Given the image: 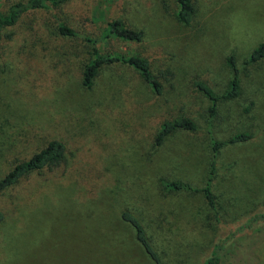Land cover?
<instances>
[{
	"label": "rangeland",
	"instance_id": "374dc122",
	"mask_svg": "<svg viewBox=\"0 0 264 264\" xmlns=\"http://www.w3.org/2000/svg\"><path fill=\"white\" fill-rule=\"evenodd\" d=\"M25 1L0 0V14ZM192 1L190 26L176 21L175 0H73L2 29L0 179L51 141L65 155L0 192V264H154L121 219L124 210L140 220L162 264H202L216 233L212 214L201 195L167 192L161 181L203 186L209 103L194 81L221 94L232 77L231 55L239 96L219 102L211 131L216 140L252 138L220 150L212 190L228 221L264 206V60L247 63L264 43V0ZM84 17L93 27L86 30ZM113 19L142 30L143 40L102 41ZM58 23L100 39L104 51L148 59L161 95L123 64L105 67L83 88L89 47L81 37L58 35ZM180 116L198 130L155 146L160 125ZM180 219L190 233L175 229ZM225 250L221 264H264V220L234 234Z\"/></svg>",
	"mask_w": 264,
	"mask_h": 264
},
{
	"label": "trees",
	"instance_id": "16d2710c",
	"mask_svg": "<svg viewBox=\"0 0 264 264\" xmlns=\"http://www.w3.org/2000/svg\"><path fill=\"white\" fill-rule=\"evenodd\" d=\"M73 0H26L17 2L10 6L6 15L0 14V33L2 29L16 26L25 16L38 13L50 7H63L70 4ZM176 10L175 19L183 26H190L195 14V5L192 0H175ZM27 14V15H26ZM83 24L93 27V21L84 17ZM87 30V28H86ZM58 35L64 38H80L89 47V55L82 69V87L91 89L100 72L107 66L114 64H123L133 69L145 84L155 95H161L162 86L152 75L151 66L148 59L137 54L122 53L118 50L104 51L99 47L102 41L110 42L119 41L125 43H139L144 38L142 30L131 28L125 25L121 19H113L107 24L106 34L100 40L75 31L65 23L57 24ZM1 40V34H0ZM264 60V43L260 44L250 55L248 64L257 63ZM247 64V65H248ZM227 66L232 72V77L228 82L227 88L221 94H215L208 85L201 81H194L195 88L200 91L208 100L209 106L206 110L207 134L210 141L211 160L208 167L207 176L202 187H195L182 181L162 180L163 189L170 193H189L201 194L206 205L212 214L216 229L212 245L202 264H221L222 259L227 256L225 243L233 237L248 229L249 227L264 220V206L259 205L256 210L249 212L242 219L234 221L225 220L218 212L215 195L212 190L213 178L216 174V159L222 148L228 145H239L246 143L252 138L250 133H238L226 140H216L213 137L211 127L213 119L218 112V104L222 101H228L238 98L239 70L236 66L235 58L231 55L227 58ZM197 124L187 116H180L173 120L163 122L156 132L154 138L155 146H160L165 139L179 131L196 132ZM65 147L61 142L51 141L39 152L31 156L28 160L21 161L12 166V168L0 179V192L21 182L22 179L29 175L39 172L45 168L56 166L64 159ZM1 217V216H0ZM121 219L128 223L134 230L136 242L142 247L145 254L154 264H162L158 251L154 248L149 240L143 225L130 211L124 210Z\"/></svg>",
	"mask_w": 264,
	"mask_h": 264
},
{
	"label": "crops",
	"instance_id": "0c3cea01",
	"mask_svg": "<svg viewBox=\"0 0 264 264\" xmlns=\"http://www.w3.org/2000/svg\"><path fill=\"white\" fill-rule=\"evenodd\" d=\"M199 188V187H198ZM199 195H201V194H199ZM202 197V196H201ZM202 200L204 201V199H203V197H202ZM205 202V201H204ZM206 204V203H205ZM207 206V205H206ZM208 207V206H207ZM208 210H209V208H208ZM210 211V210H209ZM210 213H211V211H210ZM175 221V223H177V224H180V225H178V226H175V229L177 230V231H179V232H184V231H186V232H188V233H190V226L186 229L185 227H184V225L182 224V221H181V219L180 220H174ZM196 221V218H193V227H195L194 225H196L195 222ZM160 229H161V231L162 232H164L165 233V235L163 236V237H165V238H167L168 237V235L166 234V232H167V227H160ZM187 234H185V233H182L179 237H185Z\"/></svg>",
	"mask_w": 264,
	"mask_h": 264
}]
</instances>
